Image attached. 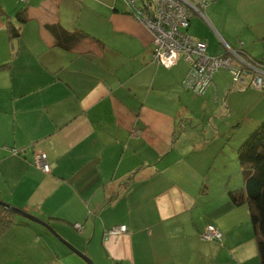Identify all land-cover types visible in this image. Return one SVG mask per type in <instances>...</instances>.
<instances>
[{
	"label": "crops",
	"instance_id": "0c3cea01",
	"mask_svg": "<svg viewBox=\"0 0 264 264\" xmlns=\"http://www.w3.org/2000/svg\"><path fill=\"white\" fill-rule=\"evenodd\" d=\"M206 1L186 32L209 55L227 45L264 61V0ZM49 25L88 36L65 49ZM187 70L184 54L153 59L150 30L122 0H0V201L95 264H261L249 204L229 191L243 188L237 150L264 117V87L218 69L197 96ZM16 216L0 264H88ZM208 224L220 241L201 239Z\"/></svg>",
	"mask_w": 264,
	"mask_h": 264
},
{
	"label": "built area",
	"instance_id": "2783aa9c",
	"mask_svg": "<svg viewBox=\"0 0 264 264\" xmlns=\"http://www.w3.org/2000/svg\"><path fill=\"white\" fill-rule=\"evenodd\" d=\"M132 15L142 22L152 34L153 59L158 63L169 66L180 54L185 55L188 62L187 73L182 80V87L203 96L212 84V73L218 69L227 70L232 75V83L237 88L253 86L257 89L264 87V70L259 63L249 57H243L241 52L226 45L227 53L210 56L206 43L193 39L186 29L189 26L193 10L201 12L206 7V0H197V7L190 0H122ZM240 64H237L235 60ZM251 71V72H250ZM252 73L249 79L246 75ZM13 153H16L13 150ZM33 165L45 173L51 171V163L45 152L35 153ZM80 230L79 224L74 225ZM126 225L111 226L104 231V239L110 235L124 233ZM203 240L220 241L222 232L213 224H208L200 235Z\"/></svg>",
	"mask_w": 264,
	"mask_h": 264
},
{
	"label": "trees",
	"instance_id": "16d2710c",
	"mask_svg": "<svg viewBox=\"0 0 264 264\" xmlns=\"http://www.w3.org/2000/svg\"><path fill=\"white\" fill-rule=\"evenodd\" d=\"M19 18L24 20L22 16ZM47 27L56 38L55 44L65 49L73 48L74 44L88 36L87 33L81 30L67 31L58 25H49ZM236 49L246 53L242 47ZM241 55L255 60L253 63L257 62L264 68L263 60L256 59L248 54L244 55L241 53ZM237 160L241 167L243 188L239 191H229V196L233 203L238 204L244 199L249 204L250 218L254 228L259 259L261 264H264V121L240 144L237 150ZM16 215L19 214L13 213L5 206L0 205V236L14 223Z\"/></svg>",
	"mask_w": 264,
	"mask_h": 264
},
{
	"label": "water",
	"instance_id": "95a60500",
	"mask_svg": "<svg viewBox=\"0 0 264 264\" xmlns=\"http://www.w3.org/2000/svg\"><path fill=\"white\" fill-rule=\"evenodd\" d=\"M0 205L5 206L7 209H9L10 211H12L13 213L19 214L25 218H28L29 220L35 221L37 223H40L44 226H46L49 230L52 231V233H54V235H56L59 240L61 242H63L65 245H67L71 250H73L74 252H76L79 256H81L88 264H95L91 259H89L86 255H84L82 252L78 251L77 249H75V247H73L71 244H69L67 241H65L64 239H62L61 237H59V235L57 233L54 232L53 229H51L46 223H44L43 221H41L39 218L26 213L25 211L17 208V207H13L5 202L0 201Z\"/></svg>",
	"mask_w": 264,
	"mask_h": 264
},
{
	"label": "rangeland",
	"instance_id": "374dc122",
	"mask_svg": "<svg viewBox=\"0 0 264 264\" xmlns=\"http://www.w3.org/2000/svg\"><path fill=\"white\" fill-rule=\"evenodd\" d=\"M223 77H224V79L227 81V80H229V78H228V76H227V73L225 72V75H223ZM253 86H251L250 88H252ZM248 88V87H247ZM253 88H255V87H253ZM256 110V109H255ZM262 121H264V117H263V119L260 121V122H262ZM17 218H19V217H21V216H19V215H17L16 216ZM54 235V234H53ZM59 239V238H58Z\"/></svg>",
	"mask_w": 264,
	"mask_h": 264
}]
</instances>
